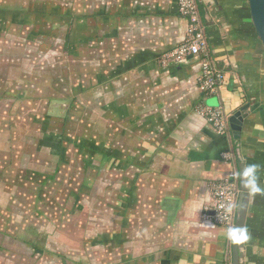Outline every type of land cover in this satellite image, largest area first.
I'll use <instances>...</instances> for the list:
<instances>
[{
	"label": "crops",
	"instance_id": "obj_1",
	"mask_svg": "<svg viewBox=\"0 0 264 264\" xmlns=\"http://www.w3.org/2000/svg\"><path fill=\"white\" fill-rule=\"evenodd\" d=\"M8 1L52 6L54 15L32 14L23 2L0 10V30L5 21L19 28L33 22L41 28L36 32L56 33L57 24L67 23L70 57L90 56L96 48L103 78H112L97 92L95 119L101 149H112L111 160L100 153L97 165L102 191L113 195L115 220L113 237L97 243L111 242L113 263L230 264L231 232L204 214L212 182L233 167L221 158L232 147L237 171L238 164L246 172L254 168L259 189L248 184L244 264H264V47L250 25L247 0H196L208 51L224 75L217 95L200 91L197 57L159 60L185 37L178 0ZM76 1L80 15L71 8ZM42 21L51 29H42ZM84 67L77 76L91 84L87 89L98 87ZM200 104L221 106L226 116L243 108L240 131L230 129V139L216 134L197 113Z\"/></svg>",
	"mask_w": 264,
	"mask_h": 264
},
{
	"label": "rangeland",
	"instance_id": "obj_2",
	"mask_svg": "<svg viewBox=\"0 0 264 264\" xmlns=\"http://www.w3.org/2000/svg\"><path fill=\"white\" fill-rule=\"evenodd\" d=\"M23 2L32 14L54 15L52 6L28 5L33 1H0V10ZM71 8L77 15L83 10L80 1ZM29 25L0 30V264H114L111 242L97 243L113 236L111 189L102 191L98 182L99 156L73 144L99 142L97 92L112 78H103L96 48L90 56L70 57L67 24H57L56 33ZM86 63L100 89H87L91 84L77 76ZM46 114L52 135L61 129L70 139L61 158L52 153V142L39 146Z\"/></svg>",
	"mask_w": 264,
	"mask_h": 264
},
{
	"label": "built area",
	"instance_id": "obj_3",
	"mask_svg": "<svg viewBox=\"0 0 264 264\" xmlns=\"http://www.w3.org/2000/svg\"><path fill=\"white\" fill-rule=\"evenodd\" d=\"M178 14L186 18V33L184 39L171 50L160 55L162 63L170 61H182L189 56L198 58L200 65L199 89L207 95H217L223 81V72L214 65L207 48L203 28L199 19L196 0H178ZM197 113L211 125L218 135L229 137L230 128L221 106L207 107L203 104L196 106ZM221 158L231 162V167L226 175L212 182L211 200L206 210H209L204 218L213 223L226 227L232 231L236 214V198L238 189V171L236 168L235 153L232 147L221 152Z\"/></svg>",
	"mask_w": 264,
	"mask_h": 264
},
{
	"label": "water",
	"instance_id": "obj_4",
	"mask_svg": "<svg viewBox=\"0 0 264 264\" xmlns=\"http://www.w3.org/2000/svg\"><path fill=\"white\" fill-rule=\"evenodd\" d=\"M250 23L264 47V0H247ZM243 108L227 116L230 129L235 133L240 131L244 114ZM234 138L237 136L233 135ZM246 170L242 164H238V187L236 214L234 226L230 237V264H244V243L242 233L246 223V215L249 208V185L245 175Z\"/></svg>",
	"mask_w": 264,
	"mask_h": 264
},
{
	"label": "trees",
	"instance_id": "obj_5",
	"mask_svg": "<svg viewBox=\"0 0 264 264\" xmlns=\"http://www.w3.org/2000/svg\"><path fill=\"white\" fill-rule=\"evenodd\" d=\"M8 20L11 21L12 19H8ZM49 22H50V24H52L53 21H49ZM71 22H69V23L71 24ZM73 22H75L77 24L78 20H74ZM9 23L10 22H6V21L4 23H2L3 24V29H6L10 25ZM65 24H67V23H65ZM250 25H251V23H250ZM251 27H252V25H251ZM59 100H61V99H59ZM68 105H69L68 108L70 109V107H72L71 100L68 102ZM45 119L46 120L43 121V123L45 124L44 127L47 128V129H45V131H44V133H45L44 137L39 140V146L41 144L42 145H44V144L48 145V142H52L53 143V148H54L52 153L55 154L57 157L61 158L63 156L62 155L63 152L66 150V147H67L66 142H68L67 140H70V139L64 137L65 132L63 130H61V129L59 131V135L55 138L52 135V134H54V132L51 131L52 129L48 128L49 126H52V124H50L52 116L46 114ZM64 125H65V122L62 123V127H64ZM46 130H50V131L46 133ZM84 142H87V143L85 144ZM73 144L78 150H85V151L87 150L88 153H92V154H95V155H98V154L101 153L102 154V155L100 154L101 157L110 158V160H111L112 149L110 147H108V148L104 149V151H103L101 149L103 144H102V142H98V140H92V141L86 140V141H81L79 143L73 142ZM111 237H113V236H111V234H108L107 238H111Z\"/></svg>",
	"mask_w": 264,
	"mask_h": 264
},
{
	"label": "clouds",
	"instance_id": "obj_6",
	"mask_svg": "<svg viewBox=\"0 0 264 264\" xmlns=\"http://www.w3.org/2000/svg\"><path fill=\"white\" fill-rule=\"evenodd\" d=\"M254 171H255L254 168H249L245 173V175L249 177L248 184L253 186V190L259 191L258 188H255V176L253 175Z\"/></svg>",
	"mask_w": 264,
	"mask_h": 264
}]
</instances>
